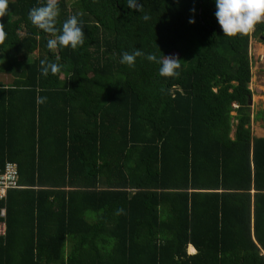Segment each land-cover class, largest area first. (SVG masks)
Listing matches in <instances>:
<instances>
[{
    "label": "trees",
    "instance_id": "obj_1",
    "mask_svg": "<svg viewBox=\"0 0 264 264\" xmlns=\"http://www.w3.org/2000/svg\"><path fill=\"white\" fill-rule=\"evenodd\" d=\"M138 2L142 13L59 0L57 27L76 14L84 44L51 52L28 19L44 0H8L0 172L14 163L18 187L0 200V264H264V137L251 135L247 103L255 32L223 36L215 0ZM137 48L177 53L180 77L144 57L120 63ZM41 60L60 71L41 75Z\"/></svg>",
    "mask_w": 264,
    "mask_h": 264
},
{
    "label": "clouds",
    "instance_id": "obj_2",
    "mask_svg": "<svg viewBox=\"0 0 264 264\" xmlns=\"http://www.w3.org/2000/svg\"><path fill=\"white\" fill-rule=\"evenodd\" d=\"M215 17L223 32V36L235 38L237 36H248L256 31L257 25L264 23V0H215ZM126 7L143 12V4L138 0H127ZM193 13L195 9L191 10ZM11 14L8 8V0H0V19ZM59 16V0H44L40 6L29 10L28 19L31 24L42 30L49 37L47 48L51 52L57 49L71 48L76 50L84 44V28L76 14L68 17L61 27H57ZM148 15H143L148 20ZM9 19V20H10ZM189 23H195L190 19ZM7 37L5 26L0 23V44H3ZM144 57L149 62L160 65L159 75L165 78H179L181 68L180 59L177 56H165L157 58L155 54H145L142 50L136 49L129 53H122L120 63L128 67H134L136 58ZM258 60V59H257ZM60 71L58 63H50L46 60L40 61V73L47 77L51 72L56 75ZM163 91V89H162ZM46 98H39V103H44Z\"/></svg>",
    "mask_w": 264,
    "mask_h": 264
},
{
    "label": "rangeland",
    "instance_id": "obj_3",
    "mask_svg": "<svg viewBox=\"0 0 264 264\" xmlns=\"http://www.w3.org/2000/svg\"><path fill=\"white\" fill-rule=\"evenodd\" d=\"M249 40L252 43L253 42L259 43V45L261 44V45L264 46V41H260L259 36L258 37L254 36V35L250 36ZM249 46H250V44H249ZM254 47H255V52H259V51L262 52V50H264L262 46L255 45ZM176 55H177V53L172 51V52H169L166 56H176ZM263 68H264V63L259 65L257 68L253 67L252 70H251V76H250L249 83H248V87L250 89H252L255 86L259 90L258 92H259L260 95H258L256 92L252 91L253 93L251 94L252 98H251V103H250V104H252V103L258 102L257 105H256L257 110L261 109V106H262L261 102L264 100V69ZM254 114L255 113L253 112L252 115H254ZM255 120H258V118L255 119ZM256 125L259 126V127L263 126L264 125V121H262L261 124H256V121L255 122L253 121L252 122L253 130H254Z\"/></svg>",
    "mask_w": 264,
    "mask_h": 264
},
{
    "label": "crops",
    "instance_id": "obj_4",
    "mask_svg": "<svg viewBox=\"0 0 264 264\" xmlns=\"http://www.w3.org/2000/svg\"><path fill=\"white\" fill-rule=\"evenodd\" d=\"M254 36H257L255 33H254ZM258 37V36H257ZM251 39V38H250ZM260 41H263V40H261L260 39ZM249 44H250V46H248V54H249V56H250V63H251V67H250V72H251V70H252V68L253 67H258L259 65H261V64H263L264 63V61H258L257 60V56L258 55H260V54H262V53H264V50H262V52H255V45H258V46H262L263 47V49H264V46L263 45H259V43H255V42H251L250 40H249ZM264 69V68H263ZM250 76H251V73H250ZM261 87V86H260ZM250 89V88H249ZM251 91H253V92H256L258 95H260L259 94V90H258V88L257 87H253L252 89H250ZM252 92V93H253ZM251 93V94H252ZM251 97V96H250ZM252 98V97H251ZM257 103L258 102H255V103H252L251 104V106H249L250 107V114H251V122H250V128H251V135H253V136H255V137H264V125L263 126H255V128H254V130H253V127H252V122L254 121H256V124H261L262 123V120L261 119H258V120H253L252 119V114H253V112L254 113H256L258 110H257V107H256V105H257ZM262 103V106H261V108L263 107V105H264V100L261 102ZM233 105H235V104H233ZM189 247H191V249L189 250ZM194 251V248L192 247V245L191 244H188L187 246H186V252L187 253H192Z\"/></svg>",
    "mask_w": 264,
    "mask_h": 264
},
{
    "label": "built area",
    "instance_id": "obj_5",
    "mask_svg": "<svg viewBox=\"0 0 264 264\" xmlns=\"http://www.w3.org/2000/svg\"><path fill=\"white\" fill-rule=\"evenodd\" d=\"M258 61H264V53L257 56ZM18 187L17 168L14 163L6 162L0 172V200L5 196L8 188ZM5 214L4 207L0 205V218ZM4 234V222L0 219V235Z\"/></svg>",
    "mask_w": 264,
    "mask_h": 264
},
{
    "label": "water",
    "instance_id": "obj_6",
    "mask_svg": "<svg viewBox=\"0 0 264 264\" xmlns=\"http://www.w3.org/2000/svg\"><path fill=\"white\" fill-rule=\"evenodd\" d=\"M255 34H256V35L258 34V30L255 31ZM259 38H260L261 40L264 41V37H263L262 35H260ZM247 103H248L249 106L251 105V104H250V103H251V97H250V96H249V98H248ZM263 107H264V105H263Z\"/></svg>",
    "mask_w": 264,
    "mask_h": 264
},
{
    "label": "flooded vegetation",
    "instance_id": "obj_7",
    "mask_svg": "<svg viewBox=\"0 0 264 264\" xmlns=\"http://www.w3.org/2000/svg\"><path fill=\"white\" fill-rule=\"evenodd\" d=\"M259 32V31H258ZM261 34H257V36H260Z\"/></svg>",
    "mask_w": 264,
    "mask_h": 264
}]
</instances>
